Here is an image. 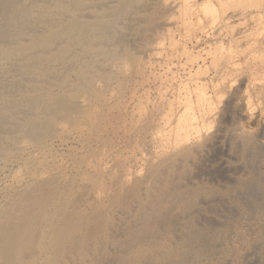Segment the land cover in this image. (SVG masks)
<instances>
[{"label": "bare ground", "instance_id": "1", "mask_svg": "<svg viewBox=\"0 0 264 264\" xmlns=\"http://www.w3.org/2000/svg\"><path fill=\"white\" fill-rule=\"evenodd\" d=\"M50 1L54 4L53 7L55 8H51L54 10L46 9V6L44 5L45 0H0V70L5 71L8 65H10L13 60H20L23 66L22 70L24 74L30 73L33 76L34 72L37 73V69H39V66H42V68L46 66L45 64L47 63V60L48 62H51L52 60L56 59V56L54 57V59H51V57L45 58L35 55L37 52H39L40 49H37V51V47L34 48L35 46L33 47V44L35 45L36 42H40L41 36L38 37L37 35H35L37 37H34V35L32 34H35V31H37L39 28L44 27L45 29V22H51L53 24L55 22L61 21V17L65 15L68 17H73L74 19V17H77L76 14L79 10L78 7L81 6L83 2L85 3V1L87 0H76L75 2H78L76 4L75 2L70 3L69 0ZM211 1L204 0L202 2L204 5H206L205 10H202V12L205 15L212 16V23H214L213 19L215 20L216 18H218V12L216 11L217 9L213 8ZM231 1L232 0H230V2ZM258 1L255 0V3ZM227 2L228 0H226V4ZM234 2L232 1L231 3L233 4L230 5L236 4ZM245 2L248 3L249 0H245ZM187 3L188 0H180L179 4H177V8L179 10L175 7L176 10L180 11L181 18H179L181 19L180 21H182V25L185 24L184 27L186 26V23L189 24V21L191 20L186 18V15L190 14V12H188V9H192L187 6ZM130 4H132L131 1ZM258 4L260 3L258 2ZM221 5L219 4L218 7H222L224 4L222 6ZM255 5L257 7V3ZM248 6V8L250 9V5ZM167 7H169L168 4ZM242 9L246 8L242 6ZM251 10H253V8ZM256 11H258V9H256ZM92 12L94 14V11ZM92 12L90 11V13ZM105 12L107 11L105 10ZM102 14H104V12L96 16L94 15L95 17L93 19L95 20L92 21L93 24L90 23L92 25H88L87 28L83 29L81 32L80 30L82 27L80 26L82 24L79 25V23H76V26L72 25L70 27L67 23L69 27H60L56 32H54L53 36L66 34L67 42H73V40H75L77 43L79 39L89 40V37L92 38L91 35L93 32H96L98 34V31L100 29L106 27L105 19L111 18V16L108 18L106 13L104 15ZM156 15L157 14H155V16ZM151 16L148 18V20L145 19V21H147V28L145 29L146 32L147 30L149 31V26L152 24V22H154V18L152 19ZM222 17H224V15ZM185 18L187 20H185ZM251 20L252 19H250V21ZM78 21L80 23H85L84 20ZM254 21L257 23V20L254 19ZM226 25H224V27ZM192 26L193 25L191 23V27ZM250 26H253V24ZM108 27H110L109 23ZM195 27L193 26L192 28L194 29ZM150 29L153 30V27ZM181 30L183 31V28H181ZM225 33H227V30ZM248 34L249 31L247 35ZM252 35L250 34V37ZM258 35H256V37ZM112 38H110V36L109 38L107 37V39ZM49 39H42L41 41L47 42L50 41ZM197 39L198 37L196 38V40ZM230 39L231 38H229V40ZM258 39H260V37ZM248 40L249 39H247V41ZM107 42H105L104 44L101 42L103 44V51H108L109 49L110 45L108 46ZM39 44L40 47L43 46L41 45V43ZM98 44H91L92 46L90 48L92 50H95L98 47ZM232 45L234 46L235 44L233 43ZM183 47H185V45H183ZM71 49L73 48L71 47ZM220 49H217V51H220ZM239 49H237L236 51H238ZM69 50L70 49H68V51ZM43 51L45 53H49V49L47 48V46ZM153 51L145 50L142 55L140 53V55L143 58L145 57L147 60H143L142 63L139 62V60L141 61V56L140 59H138V56H134L135 54L130 56V54L128 55L124 51L120 53L116 52L117 54L112 55L113 58L110 59L112 62L110 65L115 68L113 69L114 71L116 70L117 72H120V74L124 73V75L126 76L127 74H125V72L128 71L130 67H132L134 74H136V76L139 75L138 78L133 77L132 79H130L129 75V77L126 76L123 82L125 85H123V88L121 89L122 91L120 90L117 94L118 97H122V100L115 99L116 101H113V94L111 95L107 92L108 94L105 95L101 93L96 98V103H93L90 101V99H87L81 102V104H79L77 108L68 111V113L65 111L64 114H61V111L64 112L65 109L62 107L60 101L56 103V97L50 95L49 92L46 91V88H44L42 84L43 80L40 76L37 84L33 83V85L35 84L33 86L30 83V85L33 86L32 90H23L21 88L22 85H18L19 87L17 86L15 94H13L16 97L15 99L10 98V95H5L4 99H2L1 97L0 162L2 159L6 158V156H10L16 153V150L13 148L16 147L17 142L25 144V148H29L30 153L27 154L28 159L26 160L28 161L24 162V164L21 163L22 167L18 168L20 170H18L17 177H14V184L4 182L5 184L3 183V188L0 189V193H3L6 199V203L4 205H0V264H208V262L206 261L212 257L217 259L216 261H226L228 255L225 249V241L229 238L231 239L234 233V230L232 229L233 225L231 223L233 221L231 220L230 222V219L231 217H234V220L238 217L234 216L235 212L234 209L230 207V203L228 204L229 207L225 206V203H222L221 199L224 196H229L230 198H233L237 202V204H239V206L246 207V209L248 208L253 211L254 209L260 208L264 210V170L262 172L259 171V173L254 170V165L256 163H261L264 165V147L261 148V146L259 145L261 142L258 143V141H255L252 138L248 137V141L242 139L243 135H240V133H238L240 128L238 129V132H230V130L226 128L227 123L232 120H230L231 117L229 115L231 110L230 108H228L230 105L225 104L222 108L217 109L219 106L218 103L220 98H223V95L228 91L226 89L227 86H225L226 84L223 86L222 82L224 80L226 81V78L232 76L233 73L236 74L235 72H238L237 70H240L237 69L240 66V61L237 60L239 57L237 59L235 58V61L233 60V57L235 56L232 55L233 57L231 56V61L225 62L226 65H224L223 63L222 65L224 66H220V70H218V76L220 77V79L218 82L220 83L222 80L223 81L219 84L217 81V83L215 82V78L214 80L212 79L213 77L210 78V80H205V83L202 80V83H198L197 80L193 78L196 74H200L201 72L204 73V70L202 68L206 65L205 61L202 63L201 61L196 63L198 61L196 60L198 57L195 55L197 57L195 58V61H193V58L192 61L191 59H187L190 60L189 62L191 64L192 62H195L196 64L194 63V66L192 65V67L187 68L185 65H182L183 67L187 68V79L185 78V76L183 77L185 78V80H182V78L177 80L180 77L178 74L177 75L179 77L175 74L178 69L175 73L173 71V74L171 76H168L170 78L172 77L170 79L171 84L169 83V91L168 88V90L163 89L165 88V86H167L164 84L168 82L160 78L161 76H157V74L154 75L156 72L154 73L153 70H151L152 72L147 71V64H149V61H151L152 59L153 54L151 52ZM191 51L193 52V50ZM71 52H73V50ZM181 53L182 50L180 51V54ZM262 53L263 52H261V54ZM241 54H243V52ZM254 54L255 55L253 56L254 58H256V53ZM41 55L44 54L41 53ZM89 55L90 54H88L87 56ZM173 55L172 57H176V55L177 57L179 56V54ZM184 55L185 54H183V56ZM183 56L181 54L178 59ZM37 57L41 58L39 60H36L38 59ZM82 57H79L81 60L80 62H83L82 59L86 58L84 56ZM189 58L191 57L189 56ZM117 61H120L122 63H116ZM245 61L243 60L244 64L247 63H245ZM183 62L185 63V61ZM187 62L188 61H186V64L189 63ZM24 63H28L27 66L25 65L24 67ZM262 63L264 65V62ZM171 64L173 65V63ZM175 64L174 66H181L179 65L180 63L176 65ZM91 65L92 63L89 65H84L86 67L84 71H88L87 69ZM263 65L261 64V66ZM165 66H168V63ZM174 66L173 68H176ZM256 66H258V64H256ZM73 67L75 68L76 66ZM262 69L264 70V68ZM186 70L183 72L185 73ZM74 71L76 72L77 69ZM97 71L99 70L97 69ZM89 72L90 71H88V73ZM220 72L222 74H220ZM201 76L203 77V75ZM156 77H158V79L160 78V83L158 82L159 88L157 87V84L156 87L158 88V91L162 89V93L156 92V94H153L152 96V94L149 93V87L145 85L150 80H153L151 86L157 83H154ZM253 77L255 78V76H252V78ZM190 78L193 80V84H188V80ZM254 78L253 81L255 82L256 79L254 80ZM256 78H258L257 74ZM11 79L13 78L11 77ZM121 80L123 81V78ZM235 80L237 79L235 78ZM257 81L259 80L257 79ZM81 83L80 85L83 84ZM246 84L247 83L243 84V86ZM249 85L250 84L248 83V88ZM26 86H29V84H27ZM162 86L164 87L162 88ZM0 87H2L1 83ZM229 87H231V85H228V89ZM154 88L155 86H153V89ZM250 89L252 90V88ZM34 91L39 92L40 96L37 93L36 95L38 96L33 95ZM53 91L54 90H52V92ZM243 91L247 93L246 87ZM122 92H126V94L124 95V93ZM231 94H233L234 96L233 92ZM193 97H195V99H193ZM64 99H66V97H64ZM64 101L62 103H64ZM230 101L233 100L231 99ZM35 108L36 114L34 113L32 115L33 117L29 119V125L26 124L27 127H18V129H16L18 130L17 135H19L18 140H14L16 143L12 141L11 146H7L8 148L4 149V144H1L2 140L5 138V135H3V133L5 130L9 133L8 129L10 127H8V125H14L16 123V119H14L16 111H19V109H24L26 113H28L30 110H35ZM51 115H53L52 119L54 118V120H56V127H53L54 130H52V132H49V130L51 129L50 127L53 124V121H49L51 119L49 118ZM252 115L253 114H251L250 117ZM240 119L241 118H239L238 120ZM242 120L244 121V119ZM239 125H241V123ZM19 126H21L20 122ZM42 129L48 132L46 133L45 131H42ZM226 133H229V135H231L229 139L231 147L230 149H232L242 157V160L246 166L245 168L247 169V173L244 175H237V178H235L234 182L230 186H226V188L221 190L219 188L211 186L210 183H203V178L202 182L198 181L197 179L206 175L207 177L211 178L210 181H212V179H216L222 175V173L217 169L207 170L205 168V165L206 163L208 165L209 155L211 153L213 155L214 150H216L222 140H225V142H227V137L225 136H227L228 134L226 135ZM46 134L49 135V140L47 141H45V139L48 138V135ZM250 136L252 135L250 134ZM34 145L36 146V149H33L35 151L32 152L30 148L34 147ZM51 147L57 148L59 152L62 150L67 151L66 149H74V155L72 154L73 156L69 160V167L66 166L65 163H62V159H57L58 153H53L54 151H51ZM75 149H77L78 152L75 151ZM32 153H36V156H38V154H42V156L44 157V160L42 159L43 163L45 164V166H49L48 168L50 171L48 175L43 178L35 177V175L33 174L34 167L32 165L34 164H32V162H34L37 157L34 154L32 155ZM28 162L31 164V169L30 166H28ZM24 177L26 178L25 182H23L18 186V188H16V182L19 183L21 181L19 179H22ZM215 186H217V184ZM202 203L205 204V210H202ZM248 213L246 212L248 218H250V213L249 215ZM251 215L254 214L252 213ZM238 216H241V214ZM243 222L241 221V223ZM233 224H236L235 221L233 222ZM255 227H257V225ZM257 231H259V228ZM259 232L256 233L259 234ZM241 235L242 237L244 236L243 233H241ZM233 237L236 236L233 235ZM243 239L248 240V238L244 237ZM233 240L231 241L232 243ZM249 245L250 244H248V246ZM247 252L248 254L245 256V258L242 255L244 259L236 258L235 261L237 260V263L234 264H254L255 262H258L256 260H260V252H264V241L257 245H250ZM240 253L241 252H239V254ZM233 255H237V253ZM235 257L236 256H234V258ZM225 261H221L219 264H227ZM262 261H264V259Z\"/></svg>", "mask_w": 264, "mask_h": 264}, {"label": "rangeland", "instance_id": "2", "mask_svg": "<svg viewBox=\"0 0 264 264\" xmlns=\"http://www.w3.org/2000/svg\"><path fill=\"white\" fill-rule=\"evenodd\" d=\"M76 0H69L70 3H74ZM107 1V2H106ZM128 1V2H127ZM130 1L132 2V4H130ZM134 1V2H133ZM113 0V1H110V0H87L85 1V3L83 2V4H81V6L78 7V12L76 14L77 17H68V16H63L61 17V21H58V22H55V23H51V22H45V29L44 27L43 28H39L37 31H35V34L33 33L32 35H34V37H40V42H36V44L34 45L33 44V47L37 49H40L39 52H37L35 55L37 56H42V57H45V58H50L51 59H54V57L56 56V59L55 60H52L50 63L48 62V60L46 61L47 63L45 64L46 68L42 66L38 67L39 69H37V73L34 72V75L32 76V74H24L23 70H22V64H21V61L20 60H13L11 62L10 65H8L7 69L5 71H2L0 70V83H1V86L0 87V101L2 99H4V96L5 95H10L9 97L12 98V99H15V90L17 88V86L19 85H22L21 88L23 90H32L33 86L35 84H37L38 82V79H39V76L42 78L43 82V86L44 88H46V91L49 92L50 95L54 96L57 98V102L60 101L62 107L65 109L64 112L61 111L62 113L61 114H64L65 111L68 113V111L70 110H73L74 108H77V106H79V104H81V102H83L84 100H89L93 103H96L97 100L96 98L102 93V94H108L110 93L111 95L113 94V101H116V100H122V97H118L117 94L119 93V91L123 88V85H125L123 82H124V79L126 78V76H130V79H132L133 77L134 78H138L139 75L136 76V74H134V71H133V68L130 67L128 71L125 72V74H127L126 76L124 75V73H121L120 72H117L116 70L114 71L112 67V65H110L112 62H111V58H113L112 55H115L117 53H120L122 51H124L126 54H130V56L134 55V56H138V59H140V56L142 55V53L145 52V50H151L153 52H151L153 54L152 56V59L151 61H149V64H147V71H150L152 72L151 70L154 71V75L157 74V76H161L160 78L164 79L165 83L164 85H169V83L171 84L170 82V77L168 76H171L173 74V71L174 73L176 72V70L178 69L180 71L177 70V72L175 73L179 78L177 80H179L180 78H182V80L185 78L187 79V68L189 67H192V65L194 66L196 63L200 62H204L206 63L205 67H203L202 69L204 70V73L201 72L200 74H196L195 77H193L195 80H197L198 83H202V81H204L205 83V80H210V78H212L214 80L215 78V82L219 81L220 77L218 76L219 75V71L220 70V66L224 63V65H226L225 62H229L231 61V56H235L233 57V60L236 61V59L238 61H240V66L237 68V69H240V70H237L238 72H235L236 74H232V76H234L237 80H235L234 77L232 76H229V77H225L226 78V81L224 82L223 80V86H227V93L223 95V98H220L219 100V103H218V108L217 109H220L222 108L225 104H228L230 105L228 108H230L232 114L229 113L230 115V122L227 123V127L230 132H235L237 131L238 132V129H239V132L240 135H243V138L242 139H245V140H249V138H252L254 139L255 141H258V143H260L259 145L261 146V148L264 147V80H263V74H264V70L262 68H264L263 66V63L264 61V0H261V1H258L260 4L257 3V7H256V3H255V0L253 1H250L249 0V4L247 2H245V0H232L234 3V5H230V4H233L230 2V0H228L227 4H226V0H209L211 1L212 3V6L214 9H217L216 11L218 12L217 14V17L215 20L213 19V22L212 23V16L210 15H205L202 10L204 11L205 10V7L206 5H204L202 2L204 0H188V3H187V6L192 8V9H188V12H190V14L186 15V18L188 19H191L188 23H186V26L184 27L185 24L182 25V21H180L181 17H180V11H178L179 9L177 8V4H179L180 0ZM192 1V2H191ZM214 1V2H213ZM247 1V0H246ZM46 2V4H45ZM44 2V5L46 6V9L47 10H50L51 8H55L53 7L54 4L50 1V0H45ZM122 2V3H121ZM153 2V3H152ZM171 2H172V5H171ZM175 2V3H173ZM177 2V3H176ZM187 2V1H186ZM220 2V3H219ZM238 2V3H237ZM245 2V3H244ZM253 2V3H252ZM50 3V4H49ZM78 3V2H75V4ZM160 3V4H159ZM199 3V4H198ZM228 3H229V6H228ZM255 3V4H254ZM125 4V5H124ZM140 4V5H139ZM167 4L169 7H167ZM170 4V5H169ZM221 5L222 7H218V5ZM247 4V5H246ZM255 6H254V5ZM49 5V6H48ZM83 5V6H82ZM103 5V6H102ZM104 5H107V6H104ZM120 5V6H119ZM139 5V6H138ZM153 5V7H152ZM164 5V6H163ZM176 5V6H175ZM227 5V6H226ZM245 7L246 9H242V6ZM250 5V9L248 8ZM52 6V7H51ZM125 6V7H124ZM161 6V7H160ZM232 6V7H231ZM247 6V7H246ZM100 7H103V8H100ZM170 7H171V11H170ZM178 9L176 10L175 9ZM226 7V8H225ZM234 7H239V8H234ZM253 10H251L252 8ZM256 7V8H255ZM159 8V9H158ZM173 8V10H172ZM219 8V9H218ZM222 8V9H221ZM99 9V10H97ZM108 12H105V10ZM156 9V10H155ZM163 9V10H162ZM176 11H175V10ZM256 9H258V11H256ZM260 9V10H259ZM51 10H54V9H51ZM56 10V9H55ZM132 10V11H131ZM170 12H169V11ZM224 10V12H223ZM245 10V11H244ZM247 10V11H246ZM249 10V11H248ZM251 10V11H250ZM255 10V11H254ZM263 10V11H261ZM83 11V12H82ZM90 11H94V14L93 12L90 13ZM124 11V12H123ZM135 11V12H134ZM145 11V12H144ZM226 11V12H225ZM102 12H104V14L106 13L108 18L111 16V18L113 19H105L106 21V27L105 28H102L98 31V34L96 32H93L92 33V38L89 37V40L87 39H82L79 41H76L73 40L70 41V42H67V35L66 34H61V35H58V36H53L54 35V32H56L60 27L62 26H72V25H75L76 26V23H79L82 24L80 27L81 30L80 32L87 28L88 25H92V21H94L95 19H93L96 15L98 14H101ZM123 12V13H122ZM138 12V13H137ZM162 12H163V15H162ZM167 12V13H166ZM177 12V13H176ZM237 12V13H236ZM240 12V13H239ZM243 12V13H242ZM261 12V13H260ZM85 13V14H84ZM111 13V14H110ZM148 13V14H146ZM229 13V14H228ZM102 14V15H104ZM116 14V15H114ZM155 14H157L155 16ZM194 14V15H192ZM95 15V16H94ZM152 15V16H151ZM154 15V16H153ZM220 15V16H218ZM224 15V17H222ZM229 15V16H228ZM236 15V16H235ZM239 15V16H237ZM139 16V17H138ZM152 17V19L154 20V22H152V24L149 26L150 28L153 27V30L149 28V31L147 30V32L145 31V29L147 28V21L149 17ZM162 16V17H161ZM193 16V17H191ZM206 16V18H205ZM67 19H66V18ZM81 17V18H79ZM135 17V18H134ZM159 19H158V18ZM161 17V18H160ZM180 17V18H179ZM212 17V18H211ZM221 17V18H220ZM236 17V18H235ZM240 17V18H239ZM248 17V18H247ZM256 17V18H255ZM258 17V18H257ZM77 18V19H75ZM125 18V19H124ZM129 18V19H128ZM137 18V19H136ZM179 18V19H178ZM185 18V20H187ZM194 18V20H193ZM228 18V19H226ZM65 19V20H64ZM72 19V20H71ZM199 19V20H198ZM221 19V20H220ZM225 19V20H224ZM231 19V20H230ZM233 19V20H232ZM238 19V20H237ZM250 19H252L250 21ZM257 20V23L254 21ZM78 20H84L85 23H80ZM129 20V21H128ZM162 20V21H160ZM173 20V21H171ZM175 20V21H174ZM224 20V21H223ZM229 20V22H228ZM82 21V22H84ZM156 21V22H155ZM158 21V22H157ZM186 21V22H188ZM195 21V22H194ZM245 21V22H244ZM262 21V23H261ZM71 22V23H70ZM75 22V23H74ZM194 22V23H193ZM218 22V23H217ZM220 22V23H219ZM68 23V25H67ZM92 23V24H90ZM108 23H109V26L108 27ZM146 23V24H145ZM191 23L192 25L196 27L193 29L191 27ZM196 23V24H195ZM198 23V24H197ZM224 23V24H223ZM229 23V25H228ZM71 24V25H70ZM169 24V26H168ZM228 26H227V25ZM233 26H232V25ZM253 26H250L252 25ZM258 24V25H256ZM261 24V25H259ZM43 25V26H44ZM140 25V26H139ZM177 25V26H176ZM182 25V26H181ZM187 25H190V26H187ZM223 25V26H222ZM224 25H226L224 27ZM231 25V26H230ZM255 25V26H254ZM68 26V27H69ZM78 26V24H77ZM167 26V27H166ZM172 26V27H170ZM176 26V27H175ZM237 26V27H236ZM250 26V27H248ZM48 27V28H47ZM50 27V29H49ZM108 27V28H107ZM162 27V28H161ZM165 27V28H164ZM187 27V28H186ZM223 27V28H222ZM47 28V29H46ZM53 28V29H52ZM113 28V29H112ZM161 28V29H160ZM181 28H183V31L181 30ZM192 28V29H191ZM209 28V29H208ZM217 28V29H216ZM219 28V29H218ZM252 28V30H251ZM75 29V28H74ZM107 29V30H106ZM112 29V30H111ZM179 29V30H177ZM236 31H235V30ZM43 30V31H42ZM127 30V31H126ZM167 30V31H166ZM218 32H217V31ZM227 30V33H225ZM258 30V32H257ZM260 30V31H259ZM157 31V32H156ZM166 31V32H165ZM175 31V32H174ZM177 31V32H176ZM231 31V32H230ZM234 31V32H233ZM249 31V36L247 35ZM256 31V32H255ZM45 32V33H44ZM151 34H150V33ZM186 32V33H185ZM221 32V33H220ZM239 32V33H238ZM244 32V33H243ZM247 32V33H246ZM255 32V33H254ZM43 33V34H42ZM96 33V35H95ZM131 33V34H130ZM133 33V34H132ZM153 33V34H152ZM175 33V34H174ZM190 33V34H189ZM220 35H219V34ZM246 33V34H245ZM261 35L259 36L258 35ZM39 34V35H38ZM100 34V35H99ZM135 34V35H134ZM139 34V35H138ZM167 34V35H166ZM169 34V36H168ZM205 34V35H203ZM213 34H214V37H213ZM228 34V35H227ZM231 34V35H230ZM237 34V35H236ZM243 34V35H242ZM250 34L252 35H255V36H251L250 37ZM37 35V36H35ZM51 37H50V36ZM98 35V36H97ZM103 35V37H102ZM144 35V36H143ZM154 35V36H153ZM187 35V36H186ZM236 35V37H235ZM256 35H258L256 37ZM101 36V37H99ZM112 38V39H107V37L109 38ZM147 36V37H146ZM151 36V37H150ZM181 36V37H180ZM234 36V37H233ZM240 36V37H239ZM247 36V37H246ZM43 37V38H42ZM50 39H49V38ZM54 37V38H52ZM167 37V38H166ZM198 37V39L196 40V38ZM202 37V39H201ZM207 37V38H206ZM210 37V38H209ZM221 37V38H220ZM226 37V38H225ZM238 37V39H237ZM246 39H245V38ZM250 37V38H249ZM260 37V39H258ZM52 38V39H51ZM75 38H78V37H75ZM181 38V39H180ZM219 38V39H218ZM229 38H231L229 40ZM247 41V39H249L247 42L244 40V39ZM256 41H254L253 39ZM263 38V39H262ZM50 40V41H41V40ZM168 39V40H167ZM175 39V40H174ZM212 39V40H210ZM221 39V40H220ZM226 39V40H225ZM228 39V40H227ZM235 39V40H234ZM252 39V41H251ZM52 40V42H51ZM65 40V41H64ZM78 40V39H77ZM99 42H98V41ZM105 40V41H104ZM110 40V41H109ZM130 40V41H129ZM149 40V41H148ZM206 40V41H205ZM214 40V41H213ZM217 40H220V41H217ZM223 40V41H222ZM232 40V41H231ZM242 40V41H241ZM58 41V42H57ZM64 41V42H63ZM109 41V42H107ZM135 41V42H134ZM146 41V42H145ZM153 41V42H152ZM171 41V42H170ZM201 43H200V42ZM216 41V42H215ZM89 42V43H87ZM104 44L105 42H107V45L109 46V49L108 51H103L102 49V43ZM145 42V43H143ZM198 42V43H197ZM214 42V43H213ZM237 42V43H236ZM251 42V43H249ZM260 42V43H259ZM262 42V43H261ZM28 43V41H27ZM43 45L40 47V44ZM67 43V44H65ZM98 44L97 48L95 50H92L90 47L94 44ZM121 43V44H120ZM207 43V44H206ZM213 43V44H212ZM219 43V44H218ZM235 44L234 46L232 44ZM249 43V44H248ZM38 44V46H37ZM45 44V46H44ZM47 44V45H46ZM69 44V45H68ZM85 44V45H84ZM86 44H89V45H86ZM92 44V45H91ZM197 44V45H196ZM225 44V45H224ZM262 44V45H261ZM72 45V46H71ZM74 45V46H73ZM79 45V46H78ZM115 45V46H114ZM167 45V46H166ZM183 45H185V47H183ZM199 45V46H198ZM211 45V46H210ZM238 45H239V49L238 48ZM246 45V46H245ZM47 48L49 49V53L51 51V56L49 53H45L43 50L44 48ZM59 46V47H58ZM87 46V47H86ZM114 46V47H113ZM173 46V47H172ZM188 48H187V47ZM222 46V47H221ZM245 46V47H244ZM260 46V48H259ZM262 46V47H261ZM32 47V48H33ZM71 47L73 49H71ZM85 47V48H84ZM166 47V48H165ZM191 49H190V48ZM214 47V48H213ZM216 47V48H215ZM244 47V49H243ZM254 47V48H253ZM33 48V49H34ZM42 48V50H41ZM60 48V49H59ZM70 49L68 51V49ZM88 48V49H87ZM182 50V56L183 54H185L183 57H181L180 59H178L180 57V51ZM185 48V49H184ZM187 48V50H186ZM221 48V49H220ZM231 51H230V49ZM249 48V49H247ZM64 49V50H63ZM81 49V50H80ZM114 49V50H112ZM212 49V50H211ZM217 49L220 51H217ZM237 49H239L238 51H236ZM247 49V50H246ZM252 49V50H251ZM254 49V50H253ZM35 50V51H36ZM73 50V52H71ZM142 50V51H141ZM163 50V51H162ZM176 50H177V53H176ZM186 50V52H185ZM193 50V52H189V51ZM228 50V51H227ZM235 50V51H234ZM246 52H244V51ZM250 50V51H248ZM260 50V51H259ZM38 51V50H37ZM174 51V52H173ZM188 51V52H187ZM212 51V52H211ZM234 53H233V52ZM241 51V52H240ZM257 51V52H256ZM260 53H259V52ZM78 52V53H77ZM100 52V53H98ZM117 52V53H116ZM163 52V53H162ZM171 52V53H170ZM173 52V53H172ZM179 52V53H178ZM184 52V53H183ZM198 52V53H197ZM228 52V53H227ZM240 52V53H239ZM243 52V54H241ZM250 52V53H249ZM261 52H263L261 54ZM40 53V54H39ZM41 53H43L44 55H41ZM72 53V54H71ZM98 53V54H97ZM111 53V55H110ZM141 53V55H140ZM192 53V54H191ZM204 55H203V54ZM224 55H223V54ZM254 53H256V58H254L253 55H255ZM258 53V54H257ZM71 54V55H70ZM80 54V55H78ZM88 54H90L89 56H87ZM160 56H156V55ZM173 54H179V56L177 57H172ZM188 54V55H187ZM190 54V55H189ZM200 54V55H198ZM202 54V55H201ZM216 54V55H215ZM222 54V55H221ZM252 54V55H251ZM77 57H76V56ZM86 55V56H85ZM194 55V56H193ZM199 58H197L196 56ZM241 55V57H240ZM249 55V56H247ZM257 55H260V56H257ZM84 56L86 57L85 59H82L83 62H80V58ZM168 56V57H167ZM171 56V57H170ZM175 56V55H173ZM189 56L191 58H189ZM200 56V57H199ZM202 56V57H201ZM253 58H252V57ZM263 56V57H262ZM72 57V58H71ZM80 57V58H79ZM142 57V56H141ZM155 57V58H154ZM188 57V58H187ZM244 57V58H243ZM246 57H249V58H246ZM262 57V58H260ZM38 59L36 60H39L40 58L37 57ZM83 58V57H82ZM88 58V59H87ZM171 60H170V59ZM194 60H193V59ZM195 58H197L196 60H198L196 63L195 62H192V64L189 62L190 60H187V59H191V61H195ZM202 60H201V59ZM222 58V59H221ZM236 58V59H235ZM31 59H34V58H31ZM91 59V60H90ZM167 59V60H166ZM170 61H169V60ZM173 59V60H172ZM176 61H175V60ZM186 59V60H185ZM206 59V60H205ZM212 59V61H211ZM226 59V61H225ZM231 59V60H230ZM260 59V60H259ZM42 60V59H41ZM79 60V62H78ZM101 60V62H100ZM108 60V61H107ZM143 60L145 61L146 58L142 57L141 58V61L139 60V62H143ZM164 60V61H162ZM180 60V61H179ZM243 60L245 61V63L247 64H244ZM255 60H256V63H255ZM258 60V61H257ZM77 61V62H76ZM85 61V62H84ZM107 61V62H106ZM147 61V60H146ZM167 61V62H166ZM169 61V62H168ZM172 61V62H171ZM175 61V62H174ZM185 61V63L183 62ZM186 61H188L186 64ZM261 61V63H260ZM90 62V63H89ZM99 62V63H98ZM152 62V63H151ZM162 62V64H161ZM178 62V63H176ZM184 64H183V63ZM17 63V65H16ZM80 63V64H79ZM92 65L89 67L87 70L90 71L88 73V71H84L86 69V67L84 65L86 64H91ZM116 63H122L120 61H117ZM168 63V66H165L167 65ZM173 63V65L171 64ZM179 64L181 65L180 67L182 68L183 66L182 65H185L187 68L183 67L182 69L177 65V66H174V64ZM195 63V64H194ZM219 63V64H218ZM250 63V64H249ZM254 63V65H253ZM28 64V63H27ZM26 63H24V67L25 65L27 66ZM76 64V65H74ZM109 64V65H108ZM175 64V65H176ZM208 64V65H207ZM256 64H258V66H256ZM261 64L263 66H261ZM172 65V66H171ZM213 65V66H212ZM222 65V66H224ZM44 66V65H43ZM73 66H76L75 68ZM109 66V67H108ZM160 66V67H159ZM176 67V68H173ZM218 66V67H217ZM255 68H254V67ZM97 67V68H96ZM100 69H99V68ZM101 67H102V70H101ZM152 67V68H150ZM213 67V68H211ZM257 67V68H256ZM72 68V69H71ZM149 68V70H148ZM154 68V69H153ZM217 70H216V69ZM249 68V69H248ZM252 68V69H251ZM77 71L75 72L74 70ZM79 69V70H78ZM97 69L99 71H97ZM107 69V70H106ZM109 69V70H108ZM112 69V70H111ZM175 69V70H174ZM201 69V70H202ZM259 69V70H258ZM39 70V71H38ZM70 70V71H69ZM73 70V71H72ZM111 70V71H110ZM156 70V71H155ZM160 70V71H159ZM169 70V71H168ZM186 72L184 73L183 71ZM216 70V71H215ZM261 70V71H260ZM110 71V72H108ZM159 71V72H157ZM241 71V72H239ZM7 72V73H6ZM22 72V73H21ZM50 72V73H48ZM64 72V73H63ZM71 72V73H70ZM102 74H101V73ZM113 72V73H112ZM117 72V73H116ZM130 72V73H129ZM169 72V73H168ZM213 72V73H212ZM218 72V73H217ZM254 72V73H253ZM4 73V74H3ZM43 73V74H42ZM76 73V74H75ZM104 73V74H103ZM112 73V74H111ZM133 73V74H132ZM206 73V74H205ZM208 73V74H207ZM241 73V74H240ZM11 74V75H10ZM22 74V75H21ZM71 74V75H70ZM85 74V75H84ZM167 74V75H166ZM184 76H183V75ZM220 74H222L220 72ZM240 74V75H239ZM256 74L258 76V78H256ZM69 75V76H68ZM101 77H100V76ZM134 75V76H133ZM203 75V77L201 76ZM216 75V77H215ZM239 75V76H238ZM243 75V76H242ZM251 75V76H250ZM17 76V77H16ZM29 76V77H28ZM36 76V77H34ZM38 76V77H37ZM53 76V77H52ZM75 76V77H74ZM84 76V78H83ZM104 76V77H102ZM128 76V77H129ZM186 76V77H185ZM211 76V77H210ZM241 76V77H240ZM252 76H255L254 80L256 79V84L255 82L253 81V78ZM11 77L13 79H11ZM31 77V78H30ZM52 77V78H51ZM64 77V78H63ZM98 77V78H97ZM112 77V78H111ZM185 77V78H183ZM199 77V78H198ZM245 77V78H243ZM263 77V78H262ZM37 80H36V79ZM48 78V79H47ZM77 78V79H76ZM87 80H86V79ZM123 78V81L121 80ZM159 78V79H160ZM169 78V79H168ZM192 78V77H191ZM189 79L188 80V84H193V80L192 79ZM208 78V79H206ZM234 78V79H233ZM16 79V80H14ZM47 79V80H45ZM53 82H51L50 81ZM63 79V80H62ZM101 79V80H99ZM129 79V80H130ZM158 77H156V80L154 81L157 82L155 84H153L151 86V84L153 83L152 81L153 80H150L149 82H147V84L145 86H148L149 87V93L155 95L156 92L157 93H162V89H160L158 91V88H159V81ZM169 81H167V80ZM257 79L259 81H257ZM14 80V81H13ZM28 80V81H26ZM56 80V81H55ZM65 80V81H64ZM80 80V81H79ZM158 80V81H157ZM202 80V81H201ZM246 80V82H245ZM249 80V81H248ZM47 81V82H45ZM63 81V82H62ZM78 81V82H77ZM82 81V83H81ZM172 81V80H171ZM190 81V82H189ZM240 81V82H239ZM252 81V82H251ZM17 82V83H16ZM28 82V83H27ZM101 82V83H100ZM151 82V83H150ZM159 82V83H158ZM216 82V83H217ZM220 82V83H221ZM235 82V83H234ZM237 82V83H236ZM247 83L246 85L243 86V84ZM16 83V84H15ZM29 84V86H26L27 84ZM33 85V83H35L33 86L30 85ZM54 85H52V84ZM80 83L82 85H80ZM149 83V84H148ZM203 83V84H204ZM219 83V82H218ZM219 83V84H220ZM233 83V84H232ZM248 83L250 84L249 85V88L247 87ZM260 83V84H259ZM4 84V85H3ZM77 84V85H76ZM94 84V85H93ZM97 84V85H96ZM100 84V85H99ZM158 86H157V85ZM237 84V85H236ZM262 84V85H261ZM222 85V84H221ZM228 85L231 87H229L228 89ZM256 85V86H255ZM18 86V87H19ZM53 86V87H51ZM58 88H57V87ZM86 86V87H85ZM153 86H155V88L153 89ZM158 88H157V87ZM165 86V88H163L164 86H162V88L165 90H168L170 88V85L167 87ZM240 86V87H239ZM263 86V87H262ZM147 87V88H148ZM239 87V89H238ZM243 87V88H242ZM245 87L247 89V93L244 92L243 90H245ZM12 88V89H11ZM63 88V89H62ZM152 88V89H151ZM168 88V89H167ZM243 90H242V89ZM252 88V90L250 89ZM255 88V89H254ZM73 89V90H72ZM75 89V91H74ZM4 90V91H3ZM28 90V91H29ZM45 90V89H44ZM52 90H54L52 92ZM67 90V91H66ZM154 90V91H153ZM235 90V91H234ZM257 90V91H256ZM260 90V91H259ZM73 91V92H72ZM122 91V90H121ZM170 91V89H169ZM208 91V90H207ZM239 91V92H237ZM241 91V93H240ZM255 91V92H254ZM4 92V93H3ZM66 92V93H65ZM108 92V93H107ZM113 92V93H112ZM127 92V91H126ZM126 92H122L124 93V95L126 94ZM234 93V96L233 94L231 93ZM244 92V94H243ZM250 92V93H249ZM257 92V93H256ZM36 93L39 95L40 93L39 92H33V95L35 96H38L36 95ZM70 93V94H69ZM236 93V94H235ZM246 93V94H245ZM250 95H249V94ZM257 95H256V94ZM31 94V93H30ZM231 94V95H230ZM239 94V95H238ZM61 95V96H60ZM65 95V96H64ZM72 95V97H71ZM110 95V96H111ZM116 95V96H115ZM230 97H229V96ZM236 95V96H235ZM247 95V97H246ZM249 95V96H248ZM12 96V97H11ZM40 96V95H39ZM194 96V95H193ZM225 96V97H224ZM233 96V97H231ZM2 97V99H1ZM64 97H66V99H64ZM88 97V98H86ZM118 97V98H117ZM229 97V98H228ZM108 98V96H107ZM226 98V99H225ZM248 100H247V99ZM18 99V98H17ZM60 99V100H59ZM111 99V97H110ZM116 99V100H115ZM193 99H195V97H193ZM223 101H222V100ZM233 100V101H230V100ZM245 99V100H244ZM65 100V101H64ZM247 100V101H246ZM260 100V101H259ZM64 101V103H62ZM247 103V106H246V103ZM222 102V103H220ZM233 102V103H232ZM237 102V103H235ZM224 103V104H223ZM53 104V103H52ZM64 104V105H63ZM233 104V105H232ZM242 104V105H241ZM237 105V106H236ZM245 105V106H244ZM239 106V107H238ZM236 109H234V108ZM233 110H232V109ZM244 108V109H243ZM103 109V108H102ZM241 109V110H240ZM244 111H243V110ZM235 110V111H234ZM238 110V111H236ZM247 110V111H246ZM36 108L35 110H30L28 113H26V111L24 109H19V111H16V114L14 115V119L15 120V124L14 125H8V127H10L8 130H9V133L5 130L3 135H5L4 139L2 140L1 144L3 145V148L4 149H7L8 147L11 146L12 144V141L14 143H16L14 140H18V127H27V125H29V119L31 117H33L32 115L35 113L36 114ZM240 111V112H239ZM262 111V112H261ZM31 113V114H30ZM236 113V114H235ZM239 113V114H238ZM253 114L251 117L250 115ZM23 115V116H22ZM241 118L240 120L237 119ZM233 116V117H232ZM242 116V117H241ZM245 116V117H244ZM16 117V118H15ZM25 117V118H24ZM53 115H51L49 118H51L49 121H53V124L52 126L50 127L51 129L49 130V132L53 129V127L55 128L56 127V120H54V118L52 119ZM19 118V119H18ZM236 118V119H235ZM263 118V119H262ZM244 119V121L242 120ZM20 120V121H19ZM253 120V121H252ZM21 123V126H19V122ZM24 121V122H23ZM237 123H241V125L237 124ZM25 123V124H24ZM232 123V124H231ZM27 124V125H26ZM232 125V126H231ZM242 126V127H241ZM233 127V129H232ZM236 127V128H235ZM13 128V129H12ZM244 130V131H243ZM42 131H45L42 129ZM46 133L48 131H45ZM12 134V136H11ZM228 134V135H227ZM250 134L252 136H250ZM9 135V136H8ZM48 135V134H46ZM227 137L226 138V141L225 140L220 143V145L216 148V150H214L213 152V155L212 153L209 155V161H208V165L206 163L205 165V168L207 170H218L222 173V175L216 179H212L207 177L206 175L202 176V177H199L197 180L198 181H203V183H207L211 186H214L216 188H219V189H224L226 188V186H230L235 178H237V175H244L247 173V169L245 168V163L243 162L242 160V157L239 156L236 152H234L232 149H230V137L231 135H229V133H226ZM239 135V136H240ZM7 137V138H6ZM229 137V138H228ZM242 137V136H241ZM249 137V138H248ZM254 137V138H253ZM257 137V138H256ZM248 138V139H247ZM256 138V139H255ZM7 139V140H6ZM258 139V140H257ZM49 140V135H48V138L45 139V141ZM260 140V141H259ZM9 141V142H8ZM229 141V142H228ZM8 143V144H6ZM228 143V144H227ZM222 144V145H221ZM8 146V147H7ZM226 146V147H225ZM18 147V149H17ZM225 147V148H224ZM245 147H246V144H245ZM219 148V149H218ZM13 149L16 150V155L15 154H12L10 156H6V158L2 159L1 162H0V189L3 188L4 184L5 183H8L9 184H14L13 183V180H14V177L16 178L17 177V173H18V169L19 167H22L21 165L24 164V162H27L28 159L27 158V154H29V148H25V144H21V143H16V147H14ZM33 149H36V146L34 145V147L30 148V150L35 151ZM227 149V150H226ZM22 150V151H21ZM67 151H58L57 148H53L51 147V151L53 153H58V157L57 159L61 160L62 163H65L66 166H68V164H70V159L71 157L74 155V149L73 150H68L66 149ZM221 150V151H220ZM224 150V151H222ZM229 150V151H228ZM25 151V152H23ZM58 151V152H57ZM75 151H77V149H75ZM232 151V152H231ZM12 152V151H11ZM10 152V153H11ZM78 152V151H77ZM37 155L36 153H32V155ZM73 154V155H72ZM232 154V155H231ZM4 155V154H3ZM18 155V157H17ZM21 155V156H20ZM25 155V156H24ZM68 156V157H67ZM239 156V157H238ZM13 157V158H12ZM36 160L34 162H32V165L34 167V171H33V174L35 175V177H40V178H43L45 177L46 175H48L49 173V166L46 165L43 163L42 159L44 160V157L42 156V154H38V156H36ZM43 157V158H42ZM212 157V158H211ZM214 157V158H213ZM241 157V158H240ZM17 158V159H16ZM23 159V161H22ZM25 159V160H24ZM40 159V160H39ZM212 159V160H211ZM215 159V160H214ZM232 159V160H231ZM14 160V161H13ZM19 160V161H17ZM219 160V161H218ZM224 160V161H223ZM42 161V162H41ZM65 161V162H64ZM211 161V162H210ZM17 162V163H16ZM20 162V163H19ZM30 162V161H29ZM28 162V163H29ZM216 164H215V163ZM12 165H11V164ZM22 163V164H21ZM31 163V162H30ZM28 164V166H30L31 164ZM37 163V164H36ZM222 163V164H221ZM230 163V164H229ZM226 164V165H225ZM238 165V166H237ZM11 166V167H10ZM3 167V168H2ZM69 167V166H68ZM208 167V168H207ZM246 169H244V168ZM211 168V169H210ZM17 169V170H16ZM30 169H31V166H30ZM231 170V171H230ZM236 170V171H235ZM254 170L256 172L259 173L262 172L264 170V165L263 164H259V163H256L254 165ZM17 171V172H16ZM224 171V173H223ZM238 171V172H237ZM238 173V174H237ZM240 173V174H239ZM227 174V175H226ZM235 175V176H234ZM9 177V178H8ZM203 178V179H202ZM7 179V180H5ZM21 180L19 183L16 182V188H18L19 185H21L23 182H25L26 178H22V179H19ZM208 180V181H207ZM224 180V181H223ZM2 181V182H1ZM5 182V183H4ZM221 182V184H220ZM4 183V184H3ZM212 183V184H211ZM217 184V186H215ZM2 195H0V205H4L6 203V199L4 197V194L3 193H0ZM227 198V199H226ZM227 200V201H226ZM229 200V201H228ZM5 201V202H4ZM222 203H225L224 205L225 206H228L230 205V207H232L234 209V212H235V215L236 217H238L237 219H234L231 217L230 219V222L231 220L236 224H233L232 225V229L234 230L233 232V235L236 236V237H233L232 235V238L228 239L225 241V249L227 251V259L226 261L225 260H221L222 262L225 261L227 264H234V263H237L235 261L236 258H239V259H244L245 256L248 254V248L250 245H257L259 243H261L262 241H264V210L263 209H260V208H257V209H254L253 211L251 209H246V207H242V206H239V204H237V202L233 199V198H230L229 196H224L222 199H221ZM230 203V204H229ZM233 205H232V204ZM236 203V205H235ZM227 204V205H226ZM229 204V205H228ZM232 205V206H231ZM235 205V207H234ZM203 206V207H202ZM202 207V210H205V204L202 203L201 205ZM236 208V209H235ZM244 208V209H243ZM242 209V210H240ZM260 209V210H259ZM239 210V211H238ZM254 215H251V211ZM243 213H242V212ZM256 211V212H255ZM258 211V212H257ZM241 212V213H240ZM246 212L248 213L249 217L247 216ZM257 213V214H256ZM241 216H238L240 215ZM245 214V215H244ZM256 214V215H255ZM262 214V215H261ZM261 215V216H260ZM254 216H257V217H254ZM235 217V218H236ZM241 217V219H240ZM247 223L251 226H249ZM252 219V220H251ZM256 219V220H255ZM259 219V221H258ZM239 220V221H238ZM238 221V222H237ZM241 221L243 223H241ZM252 221V223H251ZM254 221V222H253ZM258 221V222H256ZM261 221V223H260ZM240 224V225H239ZM243 224V225H241ZM236 225V226H235ZM238 225V226H237ZM257 225V227H255ZM241 226V227H240ZM254 226V227H253ZM243 227V228H242ZM250 227V228H249ZM239 228V229H238ZM245 228V229H244ZM252 228V229H251ZM259 228V231H257ZM263 230H262V229ZM238 229V230H237ZM251 229V230H250ZM237 230V231H236ZM241 230V231H240ZM255 230V231H254ZM236 232V233H235ZM254 232V233H253ZM259 232V234L257 233ZM240 233V234H238ZM241 233H243V237L244 238H248L247 239H243ZM262 233H263V236H262ZM258 236H257V235ZM241 237V238H240ZM235 238V239H234ZM238 238V239H237ZM259 239V240H255V239ZM234 239V240H233ZM254 239V241H253ZM230 240V242H229ZM233 240V244L231 241ZM237 240V241H236ZM247 240V241H245ZM244 241V242H242ZM261 241V242H260ZM227 242V243H226ZM255 242V243H254ZM232 243V245H231ZM238 243V244H237ZM240 244V245H239ZM247 244V245H246ZM248 244H250L248 246ZM231 246V247H230ZM244 246V248H243ZM228 247V248H227ZM248 247V248H247ZM234 250H233V249ZM240 248V249H238ZM230 249V250H229ZM237 249V250H236ZM233 250V251H232ZM235 250H236V253L237 255H233V254H236L235 253ZM241 250V251H240ZM245 251V252H244ZM234 252V253H232ZM239 252H241L239 254ZM247 252V253H246ZM232 253V254H231ZM231 254V255H230ZM245 254V255H244ZM239 255V256H238ZM243 255V257H242ZM232 256V257H230ZM234 256H236L234 258ZM234 258V259H233ZM259 259L260 260H256L258 262H255L254 264H263L264 261H262L264 259V252H260V255H259ZM262 259V260H261ZM209 260V261H208ZM206 262H208V264H219L221 261L218 260L216 261L217 259L215 258H209ZM234 261V262H233ZM211 262V263H209ZM260 262V263H259Z\"/></svg>", "mask_w": 264, "mask_h": 264}]
</instances>
